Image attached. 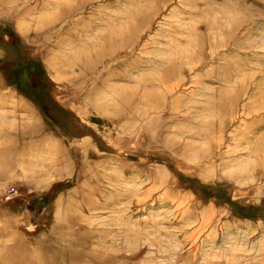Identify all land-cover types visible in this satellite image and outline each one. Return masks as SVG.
<instances>
[{
	"label": "rangeland",
	"instance_id": "1",
	"mask_svg": "<svg viewBox=\"0 0 264 264\" xmlns=\"http://www.w3.org/2000/svg\"><path fill=\"white\" fill-rule=\"evenodd\" d=\"M0 264H264V0H0Z\"/></svg>",
	"mask_w": 264,
	"mask_h": 264
},
{
	"label": "bare ground",
	"instance_id": "2",
	"mask_svg": "<svg viewBox=\"0 0 264 264\" xmlns=\"http://www.w3.org/2000/svg\"><path fill=\"white\" fill-rule=\"evenodd\" d=\"M16 137H17L16 140H18V139H23L24 137H26V135H25V133H22V134H20V135H18Z\"/></svg>",
	"mask_w": 264,
	"mask_h": 264
}]
</instances>
